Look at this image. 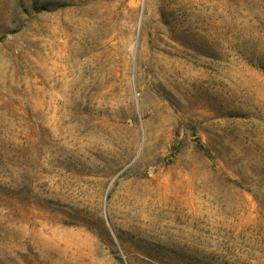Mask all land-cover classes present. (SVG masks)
<instances>
[{"label": "rangeland", "instance_id": "1", "mask_svg": "<svg viewBox=\"0 0 264 264\" xmlns=\"http://www.w3.org/2000/svg\"><path fill=\"white\" fill-rule=\"evenodd\" d=\"M0 264H264V0H0Z\"/></svg>", "mask_w": 264, "mask_h": 264}]
</instances>
